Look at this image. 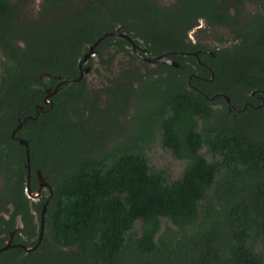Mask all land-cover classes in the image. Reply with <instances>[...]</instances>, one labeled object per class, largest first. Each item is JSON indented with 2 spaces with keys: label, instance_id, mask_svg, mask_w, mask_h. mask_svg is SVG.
I'll list each match as a JSON object with an SVG mask.
<instances>
[{
  "label": "trees",
  "instance_id": "trees-1",
  "mask_svg": "<svg viewBox=\"0 0 264 264\" xmlns=\"http://www.w3.org/2000/svg\"><path fill=\"white\" fill-rule=\"evenodd\" d=\"M30 1L0 0V248L14 233L0 264H264V10L244 13L246 0H41L33 17ZM196 27H225L230 39L208 49L188 38ZM116 29L178 66L123 68L100 107L85 75L61 81ZM111 48L139 58L122 35L94 46L100 59ZM119 113L129 117L120 127ZM157 133L185 162L176 179L149 164ZM38 170L51 194L32 201Z\"/></svg>",
  "mask_w": 264,
  "mask_h": 264
},
{
  "label": "rangeland",
  "instance_id": "rangeland-1",
  "mask_svg": "<svg viewBox=\"0 0 264 264\" xmlns=\"http://www.w3.org/2000/svg\"><path fill=\"white\" fill-rule=\"evenodd\" d=\"M158 1L165 3L171 0ZM40 2L41 0H32L26 5L25 10L29 12V15L32 14L33 17L36 16L40 7ZM243 10L244 13L247 14L256 10H264V6L261 5L259 0H246L243 5ZM197 27H201V29H203L204 22L201 21L200 25ZM197 27L189 32L188 38L191 39L192 42L198 41L208 49L219 48L222 46V44L217 40L218 37L230 39L228 29L225 27H212L206 31L197 30ZM228 39L225 42L227 45L231 44V41ZM112 55L113 58L111 59ZM102 56V59H100L97 55L92 56L90 58L91 69L84 74L87 87L93 94V97L99 99L97 102L100 103V107L108 103L109 100L111 101V97L113 95L109 93L108 90H113L115 88L120 89L119 87L122 81V77H119L120 71L126 67L131 68V66H135L134 70L137 71V64L140 63V61L131 59L130 56L125 55L122 52H116L114 48H111ZM105 59H111V61L107 63ZM154 66V64L149 63L147 67L152 68ZM143 71L144 69L141 70V72ZM129 111L131 112V110ZM86 117L91 126L94 123L93 117L87 115ZM128 118V115L119 113L117 115V125H119V127L121 125L124 126ZM130 127L132 128L131 124ZM146 155L148 156L149 164L155 169L163 170L169 180L176 179L181 175L185 165L184 160L176 158L169 149H165L161 145L159 133L155 135V139L149 149H147ZM1 182L2 180L0 178V184ZM33 199L35 200L37 198ZM18 227L20 228V223H18Z\"/></svg>",
  "mask_w": 264,
  "mask_h": 264
},
{
  "label": "water",
  "instance_id": "water-1",
  "mask_svg": "<svg viewBox=\"0 0 264 264\" xmlns=\"http://www.w3.org/2000/svg\"><path fill=\"white\" fill-rule=\"evenodd\" d=\"M112 34L122 35V36L126 37L127 39H129L130 43L132 45H134V42L129 38V36L127 34H122V33L118 32L117 29H116V31H109V32L105 33L104 35H102L92 46H90L88 48V51L83 56V58L81 59L80 64L86 62V60L89 58V56H91L93 54L94 46L98 43V41H100V40L104 39L106 36L112 35ZM194 55H197V53L194 52ZM147 60L150 61V62H161V63H167V64L172 65V66H178V64L175 61H173L170 57H168L166 55H163V56H160V57H154V58H147ZM90 69H91L90 66H86L84 69H82L80 71V74H79V76L77 78H66L65 80H63L61 82H64V81H79L83 77V75L86 72H88ZM56 88L54 89V91L56 90ZM47 95H51V93L49 92V89H47ZM225 99L229 103V97L225 96ZM45 102H48V100H46ZM27 118H31V117L24 118L23 122L26 121ZM19 127H20V124L17 126L16 129H18ZM16 129L13 131V134H12L13 136H14V133H15ZM18 141L25 145V154H26L28 177H29L30 165H29V147H28V142L26 140H24V139H21V138H18ZM37 174H38V179L40 181V186H39V189L37 190V192H35L34 194L29 193V196H31L32 198H38L40 193H41V189L43 187H49V189H50L49 184L44 180V177L42 176V174H41V172L39 170H38ZM50 194H51V191H50ZM46 204L47 203L45 202V204L43 205L42 210H41L39 240L42 237V232H43V227H44V213H45V210H46ZM12 235H13V232H11L10 238L6 241L5 245L0 248V252L11 246ZM38 242L33 247L27 248L24 245H22V247L25 250L28 251V250L36 248L37 245H38Z\"/></svg>",
  "mask_w": 264,
  "mask_h": 264
},
{
  "label": "flooded vegetation",
  "instance_id": "flooded-vegetation-1",
  "mask_svg": "<svg viewBox=\"0 0 264 264\" xmlns=\"http://www.w3.org/2000/svg\"><path fill=\"white\" fill-rule=\"evenodd\" d=\"M117 31L119 32V29H117ZM191 40V39H190ZM134 42V41H133ZM193 43H197V42H193ZM131 48H132V51H133V53L134 54H136L139 58L138 59H136V60H141V61H144V62H147V65L149 64V63H152V64H154V65H156L155 64V62H150V61H148L147 60V51H146V49L145 48H143V47H140L138 44H136L135 42H134V45H132L131 44ZM93 54L91 55V56H89V58L86 60V62H84V63H79V66H80V68H81V70H82V66L84 65V64H86L87 62H88V60L92 57V56H94V55H96L95 53H96V51L93 49ZM198 51H200V50H198ZM205 52H207V50H204ZM118 52V51H117ZM212 54V53H211ZM134 63V62H133ZM143 63H139V64H137V66H138V71L139 72H141V70L142 69H145V67L142 65ZM87 65V64H86ZM91 67V66H90ZM252 94H254V93H252ZM259 99H261V97L260 96H258V95H256V101L257 100H259ZM251 105L253 106V107H258V105H256V103L255 104H253V103H251ZM30 169V168H29ZM43 176V175H42ZM44 180H45V178H44ZM48 189L49 191H51L50 189H49V187H43L42 189ZM39 189V188H38ZM41 189V190H42ZM39 198H37V199H32L31 198V200L32 201H37ZM45 204V202L43 203V205ZM42 205V206H43ZM36 214V213H35ZM45 214V213H44ZM36 216V215H35ZM40 218H41V215H40ZM19 223V222H18ZM21 225V224H20ZM14 234V233H13ZM11 235V234H10ZM10 238V237H9ZM12 239H13V235H12ZM11 244H12V241H11Z\"/></svg>",
  "mask_w": 264,
  "mask_h": 264
},
{
  "label": "clouds",
  "instance_id": "clouds-1",
  "mask_svg": "<svg viewBox=\"0 0 264 264\" xmlns=\"http://www.w3.org/2000/svg\"><path fill=\"white\" fill-rule=\"evenodd\" d=\"M37 192V191H36ZM29 196V195H28ZM40 196V195H39ZM29 197H31V196H29ZM32 198V197H31ZM33 199V198H32Z\"/></svg>",
  "mask_w": 264,
  "mask_h": 264
}]
</instances>
